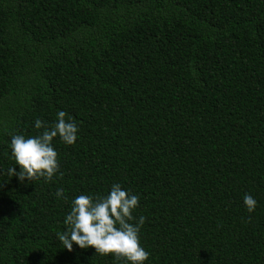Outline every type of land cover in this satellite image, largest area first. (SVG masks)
<instances>
[{"label": "trees", "instance_id": "trees-1", "mask_svg": "<svg viewBox=\"0 0 264 264\" xmlns=\"http://www.w3.org/2000/svg\"><path fill=\"white\" fill-rule=\"evenodd\" d=\"M59 111L62 178L10 177L11 136ZM113 184L145 264H264V0H0V264H129L57 235Z\"/></svg>", "mask_w": 264, "mask_h": 264}, {"label": "clouds", "instance_id": "clouds-1", "mask_svg": "<svg viewBox=\"0 0 264 264\" xmlns=\"http://www.w3.org/2000/svg\"><path fill=\"white\" fill-rule=\"evenodd\" d=\"M35 128L43 131L27 138L22 134L11 136V152L19 171L16 167L9 168L8 175L18 177L22 183L41 178L51 182L58 174L62 178L53 140L59 137L66 145L75 144L79 131L76 121L59 111L54 124L37 119ZM55 195L68 199L62 188ZM257 203L253 196H244L249 213L256 210ZM138 207L139 197L123 190L120 184H113L106 196L79 195L64 220L66 231L58 233V239L68 251H72L75 244L81 249L94 248L100 256L111 255L129 264H145L150 254L141 245L139 233L146 217L136 219L133 213Z\"/></svg>", "mask_w": 264, "mask_h": 264}]
</instances>
